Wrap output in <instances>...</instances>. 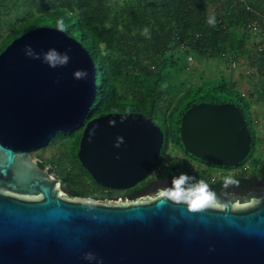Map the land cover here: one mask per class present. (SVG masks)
Returning a JSON list of instances; mask_svg holds the SVG:
<instances>
[{"label":"water","instance_id":"obj_1","mask_svg":"<svg viewBox=\"0 0 264 264\" xmlns=\"http://www.w3.org/2000/svg\"><path fill=\"white\" fill-rule=\"evenodd\" d=\"M51 51L67 63L50 66ZM81 70L84 79L75 76ZM95 73L88 50L55 27L30 29L0 52V264H264V191L193 212L162 189L134 199L70 197L38 164L33 151L86 120ZM179 135L186 152L211 165H236L251 150L230 102L189 107ZM162 143L149 117L110 112L86 120L77 157L97 184L123 190L155 168Z\"/></svg>","mask_w":264,"mask_h":264},{"label":"trees","instance_id":"obj_2","mask_svg":"<svg viewBox=\"0 0 264 264\" xmlns=\"http://www.w3.org/2000/svg\"><path fill=\"white\" fill-rule=\"evenodd\" d=\"M210 16L215 17L214 27L208 23ZM61 21L63 31L88 50L95 66L96 95L86 120L110 112H138L156 121L163 133L160 165L175 134V119L179 133L189 107L224 97L241 110L254 145L244 109L259 106L249 111L259 124L257 110L264 111V0H0V52L22 33L39 26L60 29ZM146 27L147 37L142 35ZM200 59L206 64L228 60L217 75L220 82L215 76L205 83L209 75H197L193 60ZM235 69H242L240 78L252 85L247 94L234 81ZM81 133L82 125L54 136L78 148ZM56 158L42 165L50 164L70 197L117 198L92 179L77 155ZM257 169L264 171V160ZM128 193L138 195L135 187Z\"/></svg>","mask_w":264,"mask_h":264},{"label":"rangeland","instance_id":"obj_3","mask_svg":"<svg viewBox=\"0 0 264 264\" xmlns=\"http://www.w3.org/2000/svg\"><path fill=\"white\" fill-rule=\"evenodd\" d=\"M193 62H194V64H193L194 68L199 70L197 75H199V74H202V75L204 74V76L209 75L208 77L204 78L205 83L210 81V79H214L215 76H216V83L220 82L219 77L217 75H218V73H221L222 69L224 70L228 66V64H227L228 60L227 59L222 60V62L218 63V64H216V63H207L206 64L202 59L193 60ZM209 68L211 69V71L207 72V70ZM241 70L242 69H235V71L233 73L235 80H234V78H233V80L237 81V87L239 88V90L244 92L245 94H247L248 90H250L252 88V85H251V87H250V85H247V81H248L247 78H243L244 80H242V78H240V71ZM208 73H210V74H208ZM257 92H258V94L260 93L259 90H257ZM226 99L227 98H224V97L209 98L207 102H212V103H219L217 101L229 102L228 101L229 99H227V100ZM250 106H251L250 109H247V108L244 109V116H245L246 120L249 122L250 127L252 128V131L256 137V140H255L254 145L251 147L249 154L243 159V162H240L238 164L239 165L238 168L240 170L246 171L247 173H252L254 171H257V168L259 167L260 162L262 160H264V111L262 113H260L261 111L257 110V114L259 117L258 118L259 124L254 123L251 119L252 115L250 113L252 110L254 111V109H257L259 106L255 105V104H253V105L250 104ZM249 111H250V113H249ZM175 121H176V119H175ZM175 121L173 122V127H175V134L170 135L168 148H167L165 154L163 155V163H161L162 164V170L166 173L167 172L171 173L173 170L174 171L185 170V171H188L189 174H192L193 172L190 169L191 168L190 167V165H191L190 161H192V163H196V161H199V162H202V161L190 156L191 154H189L188 152L185 151V149L183 148V145L181 143V139L178 138L179 133H178V130L176 132L177 126H176ZM156 124L158 126H160L157 122H156ZM179 127H180V124H179ZM67 141H68V139H65L64 142H67ZM77 150H78V148H76V143L75 144L71 143V145L68 143L62 144V143L58 142L57 137L53 136L51 141L49 142L48 146L43 147L41 150L35 152L34 155L35 156L36 155L41 156L44 159V161L48 160L50 162H53L54 160L57 159L56 156H58V155H60V156L65 155L66 157L73 158L75 155H77ZM184 156H185V158L188 157V158H186L185 161L183 159ZM190 158L193 160H191ZM187 160H189V161L187 162ZM242 163H244V164H242ZM46 164L48 166H50V164H48V163H46ZM156 167H157V165H156ZM235 168H237V166H235V165L230 166V169H235ZM207 169L209 171L205 170L206 174L210 173V171L221 170L223 168L220 166L211 165ZM151 171H152L151 173H153V171H155V170L153 169ZM93 186L95 188H98L97 185L93 184ZM139 186H141V185H139ZM134 187L139 188L138 184H137V185H134L133 187H130V188H127L124 190L129 192L130 189H132ZM111 191L113 192L114 190L111 189ZM117 199H119V198H117Z\"/></svg>","mask_w":264,"mask_h":264},{"label":"flooded vegetation","instance_id":"obj_4","mask_svg":"<svg viewBox=\"0 0 264 264\" xmlns=\"http://www.w3.org/2000/svg\"><path fill=\"white\" fill-rule=\"evenodd\" d=\"M85 122L82 124V129L84 127ZM41 149L42 148L33 151L32 156L36 157L38 160V164L41 167H43L42 164L44 163V159L39 155L36 156L34 155L35 152ZM190 156L194 157L193 155ZM186 158L185 156L183 157L184 161L186 160ZM199 160L202 162L196 161L197 164L192 163V161H190L191 163L190 169L193 172L192 174H189V172L185 170L182 171L173 170L171 173L168 172L166 173L162 170V164L157 165V167L155 166L154 168L155 171H153V173H151L152 171H150L151 174L149 173V175L146 178L135 184V185L138 184L139 187V188L135 187L136 192L138 194L137 196L131 197L128 191L124 189H123L124 191L121 189L120 190L112 189L114 190L112 197L118 198L121 196H125L128 199H134L137 197L156 193L161 189L166 190L169 186H171L173 177L178 176L181 172L188 173L190 176H194L197 180H201V179L204 180L209 185L211 190L216 193L217 200L238 201L240 198L256 196L260 192L264 191V171H262L261 169H257V171H254L252 173H247L246 171L240 170L238 168L239 166L238 163L235 165L237 166V168L235 169H230V166H220L223 169L210 171V173L206 174L205 170H208L207 168L210 167L211 164L201 159ZM188 161L189 160H187V162ZM161 163H163V160ZM44 166H48V165L46 164ZM214 166H218V165H214ZM48 168L49 170L54 171L51 169V166H48ZM225 177H232L236 181V183L229 184L227 187H224ZM241 178H244L246 180L242 181Z\"/></svg>","mask_w":264,"mask_h":264},{"label":"clouds","instance_id":"obj_5","mask_svg":"<svg viewBox=\"0 0 264 264\" xmlns=\"http://www.w3.org/2000/svg\"><path fill=\"white\" fill-rule=\"evenodd\" d=\"M208 23L214 27L215 17L210 16ZM60 30H64L62 21L60 22ZM142 35L146 37L150 35L147 27L143 29ZM26 51L29 55L32 54L30 47L26 46ZM67 60L68 57L66 54L61 56L55 51H51L45 55V62H49L52 67L57 66V64H65ZM75 76L76 78L84 79L87 77V72L81 70L76 72ZM235 183L236 181L232 177H225L224 187ZM162 195L173 203L187 205L188 209L193 212L217 206L216 193L211 190L209 185L204 180H197L194 176H190L185 172H181L178 176H174L171 186H169Z\"/></svg>","mask_w":264,"mask_h":264},{"label":"built area","instance_id":"obj_6","mask_svg":"<svg viewBox=\"0 0 264 264\" xmlns=\"http://www.w3.org/2000/svg\"><path fill=\"white\" fill-rule=\"evenodd\" d=\"M257 27H258L257 22H255V21L252 22V28H253V29H256ZM260 49L264 50V39H263V41H262V43H261Z\"/></svg>","mask_w":264,"mask_h":264},{"label":"crops","instance_id":"obj_7","mask_svg":"<svg viewBox=\"0 0 264 264\" xmlns=\"http://www.w3.org/2000/svg\"><path fill=\"white\" fill-rule=\"evenodd\" d=\"M242 71V70H241ZM241 71H240V73H241Z\"/></svg>","mask_w":264,"mask_h":264}]
</instances>
